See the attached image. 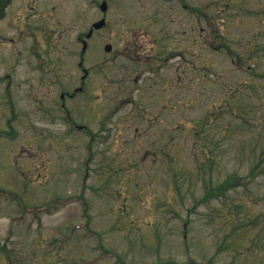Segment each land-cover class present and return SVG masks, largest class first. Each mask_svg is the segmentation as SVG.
<instances>
[{"label": "rangeland", "instance_id": "1", "mask_svg": "<svg viewBox=\"0 0 264 264\" xmlns=\"http://www.w3.org/2000/svg\"><path fill=\"white\" fill-rule=\"evenodd\" d=\"M50 1L61 78L36 70L45 85L22 90L74 89L68 47L105 18L88 93L66 104L91 133L55 99H0V195L19 203H0V264H264V0ZM163 44L168 82L135 84L144 65L124 49Z\"/></svg>", "mask_w": 264, "mask_h": 264}, {"label": "flooded vegetation", "instance_id": "2", "mask_svg": "<svg viewBox=\"0 0 264 264\" xmlns=\"http://www.w3.org/2000/svg\"><path fill=\"white\" fill-rule=\"evenodd\" d=\"M102 1L104 2L105 0ZM170 1L166 3H169ZM56 2L58 3V0H56ZM184 7H186V4H184ZM57 8L58 4H55L54 2L51 3L50 0H12V3L7 8L5 17L0 20V92L2 93L0 94V99L4 98L2 99L3 101L13 103L27 99L29 101L52 102V100L55 99L67 102L76 100L80 95L88 91L89 80L92 74L91 70L87 69L85 66L89 48L87 47L86 50L84 49L86 45V40L84 39L85 36L78 38L79 49L82 45L80 53L78 48L76 51H71V46L69 45L68 47L72 56L73 54L75 56V62L74 59L72 61L73 66H75L76 61H78V68L81 72L80 77L76 78V80H80V82L75 85L74 89L73 86L67 84V80L69 83L71 80V76L68 75V79L61 82L62 90L59 91V95L56 93L50 95V98L40 95L39 91L33 93L22 90L26 85L34 86L36 79L40 81L39 84L42 86L45 85L41 82V79H43L45 75L42 76L40 74L39 77L35 78L34 73L36 70H49L51 72L50 75H53L54 77L55 84L58 83L60 75L54 69L59 62L57 48V21L52 14H50L52 11L56 14ZM198 12L201 13V10L194 8V16L197 15ZM196 17L201 23L200 15ZM258 19V23L263 25L264 21L261 20L259 16ZM91 30L92 29L86 34L85 38H87ZM99 31L100 30L94 31L92 38ZM138 44V42H135L134 47H137ZM124 50L131 54V58L138 62L139 65H144L143 72H139L134 79L135 84L140 82L144 73H148V80L153 84H158L159 80L163 81V83L168 82L164 81L163 70L169 64L171 57L169 56V52H167V47L165 49L164 44L157 47L151 54L145 56L141 54L143 49L141 51L139 48H135V50L126 48ZM247 50L249 53H254L258 48L256 46H248ZM112 51L113 49L111 52ZM192 67L193 69H196L193 63ZM19 70L27 71V76L23 78V82L18 81ZM21 91L27 93L25 95L26 99L23 98V95H20ZM54 92H56V90ZM164 94L166 96L168 92L165 91L164 93L163 91L162 97ZM164 110H166L165 106H163V111ZM166 128L168 129V127ZM165 130L166 129L162 130V134L164 135L165 140H167L168 137ZM164 137H162L163 142Z\"/></svg>", "mask_w": 264, "mask_h": 264}, {"label": "water", "instance_id": "3", "mask_svg": "<svg viewBox=\"0 0 264 264\" xmlns=\"http://www.w3.org/2000/svg\"><path fill=\"white\" fill-rule=\"evenodd\" d=\"M11 0H0V18L5 15V9L9 5ZM103 10H106V6H103ZM104 22H101L103 24ZM101 24H97L96 26L99 27ZM107 50H111L110 46H107Z\"/></svg>", "mask_w": 264, "mask_h": 264}]
</instances>
